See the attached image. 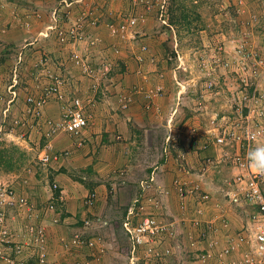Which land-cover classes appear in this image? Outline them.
I'll return each mask as SVG.
<instances>
[{
  "label": "rangeland",
  "instance_id": "rangeland-1",
  "mask_svg": "<svg viewBox=\"0 0 264 264\" xmlns=\"http://www.w3.org/2000/svg\"><path fill=\"white\" fill-rule=\"evenodd\" d=\"M130 19H137V27L151 23V29L144 31L147 35L136 32L142 35L138 38L133 32L135 27L123 37H115L111 27H118L122 21ZM85 22H89L88 30ZM51 26L54 28L48 31L47 28ZM100 26L102 32L96 34L95 30ZM72 29L76 30L75 34L84 35L86 41L99 38L100 42L96 46L84 45L78 34L76 38L70 35ZM60 30L65 37H60ZM197 33L198 40L195 37ZM176 36L184 38L181 43ZM147 37H151V40L142 41ZM237 43L264 52V0H0V151L5 152L0 161V186L14 188L16 194L27 198L35 210V216L29 218L22 209L0 206L5 209L6 217L4 224L0 225V264H12L8 260L18 264L21 258L30 264H72L75 261L129 264L128 240L123 224L130 210L133 211L131 217L134 225L146 216H153L166 225L176 224V230L182 236L175 244L174 239L167 242L170 246H180L171 257L156 262L141 253V259L136 264H183L184 261L202 264L199 257L194 256L192 260L191 256L208 250V245L201 238L204 223L218 222L221 227L224 225L221 215L228 221L226 212L235 210L230 212V208H233L228 206V202H217L215 217L210 221L203 220L204 213L213 209L203 211L201 195L205 189L212 194L216 188L219 191L228 189L226 184L215 185H220L224 178L233 184V177L243 171L231 161L219 158L216 152L218 148L214 145L215 136L212 135L218 128L217 114L231 112L235 107L237 98L232 93L235 94L238 88L237 78L224 71L214 79L209 77L200 70L197 52L204 46L211 49L224 45L232 50ZM83 50L87 51L88 57L82 55ZM75 53L84 59L88 71L74 63ZM147 67L157 70L153 72ZM263 76L264 68L260 69L258 79ZM55 77L63 80L64 86L68 87L64 104L81 99L86 117L93 116L92 120L97 113L114 115L130 107H136L139 115L151 113V116H160H157L159 122L154 127L151 123L155 131L152 147H149L151 141L144 133V123L138 126L137 137L132 142L134 145H129L135 151L132 170L126 165L116 167V160L113 159L116 152L124 155L115 147L123 140L118 138L119 130L111 131L107 138L95 132L92 134L94 137L90 136L89 139L87 129L78 136L62 131L47 135L49 128L45 126L46 122H62V103H58L54 97L48 100L42 111H36L41 114L40 118L35 117L34 106L27 99L31 95H44ZM221 78L224 80L220 83ZM153 79L155 84L159 83L156 85L157 91L160 89L159 94H153L150 90L152 86L146 88ZM211 81L216 83L215 95L206 88ZM14 82L17 83L13 88L17 92L15 99L10 93ZM227 83H231V91L224 93L219 88H227ZM120 85L132 86L125 88L126 92L119 96L115 87ZM182 86H187V90ZM179 91H183L179 98L182 110L174 113ZM261 91L264 95L263 87ZM136 92V99L142 97L144 100L139 107L133 101ZM146 92L160 100L158 107L155 99L145 97ZM142 98L138 100L142 102ZM125 103L127 109L123 108ZM50 104H54L56 111L60 112L56 118L45 117V110ZM170 112L175 114L176 121H167ZM214 113L217 117L213 120ZM108 124L113 130V121ZM194 129L196 131L192 132ZM204 145H208V148ZM47 146L50 148L51 163L42 167L38 156ZM86 148L96 151V161L89 165L90 159L85 163L78 160L77 166L87 164L88 167L87 171L77 173V179L82 183L89 182L86 180L88 178L95 183L86 184L90 192L77 198L75 210L79 216L76 217L68 212L67 194L61 193L63 190L59 182H53L60 186V190L53 193L55 198L45 189L48 190L53 184L50 176L67 173L70 167L68 161L83 156L77 150ZM84 156L88 158L92 154ZM185 160L189 162V167ZM200 163L199 168L197 165ZM166 164L168 166L164 167ZM176 167L184 175L181 173L172 181L171 172ZM204 170H208L209 181L206 173L202 175ZM84 172L88 173L86 179H83ZM90 172L95 173L90 175ZM166 172L171 177L165 179L167 183H161ZM177 179L190 185L189 191L199 183L200 190L190 192L188 198H183L176 188ZM96 183L98 186L106 185L104 196H107V200L103 204L99 200V193L94 191L98 187ZM92 194L97 196L96 203L88 206L87 201ZM208 194L211 202L212 196ZM49 206H53L50 211L47 210ZM238 206L247 210L248 205L242 200ZM84 212L86 214L83 215ZM71 216L75 220L74 225L66 223L67 217ZM240 217L236 218L242 221ZM231 223L228 221L230 229ZM32 225L42 226L47 232L43 250L35 243L34 236L26 231V227ZM68 226L77 228L65 231ZM179 226L183 231L181 228L179 230ZM51 229L55 235L50 232ZM61 230L65 232L61 233ZM239 233L253 235L254 232L248 226L226 235L223 237L225 240L218 236V247L221 248H215L213 252L220 254V249L226 247V238ZM76 235L84 241L93 239L97 242L96 248L90 250L86 245H67ZM19 250L21 252L18 253ZM42 253H45L44 263L40 262ZM238 254H243V250ZM57 255L58 260L55 261ZM235 259L238 258L235 256Z\"/></svg>",
  "mask_w": 264,
  "mask_h": 264
},
{
  "label": "built area",
  "instance_id": "built-area-1",
  "mask_svg": "<svg viewBox=\"0 0 264 264\" xmlns=\"http://www.w3.org/2000/svg\"><path fill=\"white\" fill-rule=\"evenodd\" d=\"M55 18V13L54 16ZM55 22L58 20L55 18ZM165 22V21H164ZM138 24L137 19H130L128 21H122L118 27L112 26V33L115 37L122 36L135 28ZM54 27H49L47 30H52ZM55 28L57 26L55 25ZM80 30V28H78ZM60 37H65V33L61 30L58 32ZM76 30L72 29L70 35L73 38L78 36L80 41H86L83 35L79 33L75 34ZM48 36V32L45 33ZM113 36V35H112ZM79 39V38H78ZM100 42L99 38H93L86 41L90 46H96ZM210 57L204 55L199 58V67L202 72H205L209 77L213 79L217 77L218 73L227 72L236 76L238 81V88L235 91L234 96L235 107L229 112V114L223 115L219 118L217 125V132H215L214 145L218 148V155L223 161H231L232 164L239 170L245 172L235 176L233 182V189L228 193V198L231 203L239 205L243 200L245 204L250 206H257L259 208L257 216H255V223L257 225V231L248 235L245 233H239L235 236L229 235L226 238V247L220 249V254H215L213 251L218 247L221 238L219 236L220 227L218 224L210 221L207 224L204 223V230L201 238L208 245V250L199 256V260L202 264L208 263L213 259H218L220 264H264V192L262 185L264 184V175L259 174L256 169L250 167L247 160V153L250 149L255 148L257 145H264V95L261 91L264 88V76L258 79L260 69L264 68V58L259 51L251 50L244 44L237 43L232 50H229L226 46H218L213 48ZM77 53L74 54V63L85 71L89 70L84 59ZM108 70V67H106ZM14 82L10 88V93L13 99L17 97V92L13 90L16 86ZM216 83L210 82L206 86L215 95ZM64 82L59 77H55L45 90L44 95L29 96L27 102L34 106L33 113L35 117H40L41 114L36 111H40L42 107L48 102V100L57 98L61 103L62 108V122L48 121L45 126L48 129L47 135H54L65 132L70 135H80L88 126L89 118L86 117L84 112V102L76 98L69 104H64L65 94H63ZM160 90V89H159ZM158 90V91H159ZM153 94H159L156 90H152ZM137 93V92H136ZM146 98L155 97L145 93ZM235 98V99H236ZM127 103L123 108L127 109ZM149 106V105H148ZM42 111V110H41ZM41 118V117H40ZM196 130H192L195 132ZM243 143V145H241ZM50 148L47 146L44 148L38 156L39 164L42 167H47L51 163ZM176 188L180 192V196L188 198L190 192L193 193L196 190H200V184L196 183V186L188 189V184L185 181H179L177 179ZM192 185V184H191ZM60 190V186L57 183H53L48 187V192L52 197L53 193ZM63 193V192H61ZM62 196V195H61ZM96 194H92L87 201L89 206L93 205L96 201ZM204 210L210 203V195L204 192L201 195ZM22 209L27 212V216L32 218L35 213L34 207L29 203V200L25 197L18 196L14 188L10 186H0V206L3 208ZM218 206V205H217ZM0 208V225L5 222V209ZM53 206H49L47 210H52ZM199 211L198 213H203ZM133 211L130 210L129 217L124 222V231L128 240V258L131 263L136 264L140 261V254L143 253L149 260L163 261L166 258L171 257L175 253V249L180 246H174L167 244L172 239H176L179 234L176 224L166 225L156 220L153 216L144 217L141 222L134 225L132 222ZM224 227H228V221L221 215ZM89 222H87V226ZM26 231L34 236L35 243L43 250L47 242L46 230L42 226H28ZM253 232V231H251ZM4 235L7 232H2ZM219 236V238H218ZM225 240V239H223ZM67 245L82 246L86 245L90 250H93L97 246V242L93 239H84L76 235L75 239ZM182 247V246H181ZM20 249V248H18ZM243 250V254H238ZM21 252L20 250L18 253ZM45 253H42L40 262L44 263ZM235 256L239 259H235ZM9 263L14 264L13 261L8 260ZM18 264H30L19 260ZM72 264H89L75 261Z\"/></svg>",
  "mask_w": 264,
  "mask_h": 264
},
{
  "label": "crops",
  "instance_id": "crops-1",
  "mask_svg": "<svg viewBox=\"0 0 264 264\" xmlns=\"http://www.w3.org/2000/svg\"><path fill=\"white\" fill-rule=\"evenodd\" d=\"M142 22V21H141ZM86 23V30H88L87 29V26H88V23L89 22H85ZM151 24V23H150ZM150 24L149 23H147V26H144V25H140L139 27H137L136 26V28L133 30V32H134V34L136 35L137 33H139V32H141V33H143L144 35H147V33H145L144 31L146 30V31H148L149 29H151V26H150ZM138 25V24H137ZM150 26V27H149ZM101 28H102V26H100V27H98V28H96V34H101L100 32H102V31H100L101 30ZM137 32V33H136ZM94 33V32H93ZM138 35V34H137ZM142 36V35H141ZM141 36L140 35H138L137 37L138 38H141ZM83 37H84V35H83ZM195 37H196V40H198L199 39V34L197 33L196 35H195ZM176 38H180L178 41H180V43H181V41L184 39V38H181V37H178V36H176ZM251 39V38H250ZM148 40H151V37H147V38H143L142 39V41H148ZM252 40V39H251ZM250 40V41H251ZM144 43V42H143ZM86 44V41H84V45ZM205 44H208V43H205ZM251 45H252V43H251ZM253 46V45H252ZM207 47V46H206ZM229 49V48H228ZM88 52H89V49H86ZM212 50H213V48H205V46L201 49V51L200 52H197L198 53V55H199V57H203L204 55H206V57H210L211 56V54H212ZM87 51H82L81 53H82V55H85V56H87L88 57V53H87ZM176 52H178V51H176ZM181 52H183V50L181 51ZM260 52V51H259ZM260 53H262V55L264 56V52L263 51H261ZM88 54V55H87ZM79 55V54H78ZM198 60H199V58H198ZM198 64H199V61H198ZM147 69H150V71H153V72H155L157 69L156 68H154V67H152V68H150V67H147ZM146 69V70H147ZM145 70V71H146ZM144 71V73H146ZM151 77H153V75H151ZM226 78V77H225ZM222 80H224V79H220V83H221V81ZM155 82V80L153 79L152 81H150L148 84H147V87L146 88H149V87H151L152 86V88H150V90L152 89V90H155L158 86H156V85H158L159 83H154ZM158 82V81H157ZM134 85V84H133ZM227 85V88H223L222 86H220V88L219 89H222V92H226V91H231L230 90V86H231V83H227L226 84ZM132 85H130V86H122V85H120V86H116L115 87V89L119 92V96L122 94V93H124V92H126V89L125 88H128V87H131ZM156 86V87H155ZM185 90H187V86H182ZM62 91H63V93H66V92H69L68 91V87L65 85L64 87H63V89H62ZM138 93V92H137ZM137 93H134V100L133 101H135V105L137 104V106L139 107L140 105L142 106V104L144 103V100H143V98L142 97H137V99H136V94ZM182 93H183V91H179L178 93H177V99H178V102H177V108H176V106L174 107V109H175V111H174V113L176 112H178L179 110L181 111L182 109H181V102H179V98L182 96ZM232 96L234 97V94L232 93ZM142 98V102H140L138 99H141ZM137 101H136V100ZM155 99V98H154ZM156 100V99H155ZM182 100H184V98H182ZM58 103H60L58 100H56ZM160 101V100H159ZM158 100H156V107H158V105H160V104H158V102H159ZM161 102H162V100H161ZM61 104V103H60ZM51 105V104H50ZM161 105H162V103H161ZM155 107V106H154ZM135 108L136 107H130V109L129 110H123V111H121L120 110V113H117V114H112V113H109V114H106V113H97V114H95V118H94V120H92V118H93V116H91L90 117V121H89V126H88V128H86L87 129V132H89L90 134H89V137H87V138H89L90 139V136H92V137H94L92 134L93 133H102V136L103 137H106L107 138V135L109 134V133H111V131H118L119 130V134H120V137H118L119 139H123L122 140V144H117V145H115V147L118 149V151L119 152H121V153H124V155H122L121 156V154L120 153H117L116 152V157H114L113 156V159H115L116 160V167H124L125 165H126V167L127 168H129L130 170H132L134 167H133V163H134V160H133V153H135V151H134V149H131L130 148V146L129 145H134L132 142H134L135 141V137H137V134H138V126L140 125V124H142V123H144V125H145V130H144V133H146V138H147V140H149V141H151V145L149 144V147H152V145L154 144V141H152L153 139H154V135H155V131L153 130V127L155 126V124L157 123V122H159V120L157 119V116H158V118H160V116L159 115H155V116H151V113H148V115H139L138 113H137V110H135ZM141 108V107H140ZM58 109V108H57ZM59 111V110H58ZM58 111H56V107L54 106V104L53 105H51V106H49L46 110H45V117H47V118H56V114L58 113V114H60V112H58ZM125 111V112H124ZM85 112V114H86V111H84ZM225 114H229V112H227V111H225ZM223 112H220L219 114H217V116H219V118H221L223 115H225ZM175 114H173L172 112H170L169 113V116H168V120L167 121H169V120H172V121H176V119L177 118H175V116H174ZM177 115H180V114H177ZM216 115V113H214L213 114V120L217 117V116H215ZM145 116V117H144ZM179 117V116H178ZM219 118H217V125H218V120H219ZM93 121V123H91ZM113 121V130H110V128H109V124H108V122H112ZM137 121H139V123H137ZM151 123H152V125H153V127L151 126ZM189 124V123H188ZM102 125V126H101ZM103 125H104V127H103ZM94 126V127H93ZM215 132H217L216 130H214V132H212V135L213 136H215ZM148 134H150V135H148ZM104 139V138H103ZM124 141H126V142H124ZM124 143V144H123ZM202 145H203V143H202ZM204 146H206L207 148H208V145H204ZM203 146V147H204ZM207 148H205V149H207ZM99 149V148H98ZM105 149V148H104ZM136 149H138V147L136 146ZM76 152V151H75ZM77 152L79 153V154H82L83 153V156H81L82 157V159H80V156H78V158H75V157H73L72 158V160H69L68 161V164H70V167H69V170L67 171V173H60V174H57V175H55L54 177L52 176H50V180H51V182L53 183V182H55V181H57V182H59V184H61V187H62V190H63V193L64 194H67V203H66V206H67V208H68V212L70 213V214H72L73 216H76V217H78L79 216V214L77 215V211L75 210V208H76V205H77V198L78 197H80V194H82L83 196H87L88 195V193L90 192L89 191V189L87 188V187H85L86 186V184H88V185H90V184H92V183H95V182H93V180H92V182H90L91 180L90 179H86V177H87V175L86 174H88V173H85L84 172V178L83 179H86L87 181H89V182H82V183H80L79 181H78V179H77V173H82V171H87L86 170V167H88L87 166V164L86 165H82V166H77L76 164L78 163V160L80 161V162H83V163H85V162H87V159L89 160L90 159V163H89V165H92V163H94L95 161H96V158L94 157V155H95V153H96V151L95 150H91V149H89V148H86L85 150H83V151H79V150H77ZM206 152H208V151H206ZM217 152V154H218V150L216 151ZM84 154H87V157H88V155L89 154H92V156H90V157H88V158H85V156H84ZM106 158H107V156H106ZM200 158H201V156H200ZM186 162L185 163H187V165H188V161L187 160H185ZM168 164V163H167ZM164 165V167H167L168 165ZM169 164H171V162H169ZM201 163H200V165H197V167L199 166V168L201 167ZM178 166V165H177ZM109 167V166H108ZM188 167H189V165H188ZM178 167H176V168H173V171L171 172L172 173V181L174 180V178L176 177V176H181L180 174L182 173V175H184V173L183 172H181V171H179L178 169H177ZM101 169V168H100ZM232 169H234L235 170V168H233V166H232ZM101 170H103V169H101ZM181 170V169H180ZM168 171V170H167ZM207 171L208 170H204L203 172H204V174H202V175H205V173L207 174V176L205 175V177H206V179L208 180L210 177L208 176V173H207ZM223 171V170H222ZM120 172V171H119ZM93 173H95V172H90V175L91 174H93ZM213 173L215 174V171L213 170ZM240 173V172H239ZM242 173H245V172H242ZM219 174V173H218ZM228 174H230V172H228ZM165 178L163 179L164 181L163 182H161V183H164V182H166L165 181V179L167 180H169V177H171V175H169V172H166V174H165ZM201 176V175H200ZM200 176H198V177H200ZM94 177H98V176H95L94 175ZM185 177H187V176H185ZM198 177H193L192 179H197ZM203 177V176H202ZM234 179H235V177H233V182H234ZM49 180V181H50ZM209 181V180H208ZM168 182V181H167ZM166 182V183H167ZM217 183V182H216ZM97 184V183H96ZM205 184V183H204ZM222 184V185H221ZM221 184L219 185L218 183L215 185V186H217V187H219V186H223V185H227L228 187V189H222L221 191H219V189L218 188H216V190L214 189V190H212L213 191V194H212V192H208V190L207 189H205V192L207 193H210L211 194V196H212V201L209 203V207H206V209H205V212L209 209V208H212L213 210H210V211H207L206 213H204V215L205 216H203V220H211V219H213L214 217H215V215L217 214L215 211H214V209H215V205L216 204H219V203H217V202H222V201H225V202H228V206H230V207H232L233 209H231L230 208V212H231V210H235V211H232L231 213H229V212H226L227 214H225V217L228 219V221L230 222H232L231 224V227H232V229H230L229 227H227V228H225L224 226H221L219 229H220V232H219V236L223 239V237H225L226 235H228V234H230V233H233V232H236L237 230L239 231L240 229H244V228H246V227H248L249 226V228H251V231H253V232H256L257 231V225H256V223H255V216H257V214H258V210H259V208L257 207V206H250V205H248V206H246L247 207V210H248V213H247V210H244V209H241L242 207H240V206H231V204L229 203V199H228V193H230L231 192V190L233 189V187H234V185L232 184V182H227L226 180H225V178L224 179H222L221 180ZM206 185H207V183H206ZM97 186H98V184H97ZM262 189H263V192H264V184L262 185ZM45 191L47 192L48 190H47V188L45 189ZM94 191H96L97 193H99V195H100V202H101V204H103V203H105L106 202V200H107V196L105 197L104 196V193H105V191H106V185H102V184H100L96 189H94ZM215 193H218V194H215ZM48 196L47 197H50L49 196V194H47ZM105 200V201H104ZM96 203V202H95ZM233 205V204H232ZM240 205H242V204H240ZM227 205H226V207H228ZM191 207H192V204H191ZM240 207V208H239ZM235 208V209H234ZM88 211H90V210H88ZM223 211V210H222ZM228 211V210H227ZM225 212V211H224ZM84 214H86V212H84L83 213V215ZM82 216V215H81ZM237 216H241L240 218V220H242V221H239L238 220V218H236ZM236 218V219H235ZM230 219V220H229ZM85 221V220H84ZM74 222H75V220H74V218L71 216V217H67V219H66V223H68V224H72V225H74ZM217 224H218V222H217ZM73 228H77V226H75V227H70V226H68V227H66L65 228V231L66 230H72ZM179 228V230H180V228L182 229V231H183V228L181 227V226H179L178 227ZM233 230H235V231H233ZM65 231H63V230H61V233H64ZM232 231V232H231ZM50 232H53L52 231V229H51V231ZM180 232V231H179ZM54 233V232H53ZM67 233V232H66ZM54 235H55V233H54ZM198 237V236H197ZM180 238H182V236H178L175 240H172L173 242H174V244L175 243H177L178 241H180ZM176 241V242H175ZM204 247V246H203ZM203 247L201 248V249H203ZM199 249V248H198ZM197 249V250H198ZM196 250V251H197ZM198 251H200V249L198 250ZM53 254H54V252H53ZM200 255H202V252H200L199 254H194L193 256H191L192 257V260H194V256H197V257H199ZM58 256L59 255H57V256H55V261H57L58 259ZM57 257V258H56ZM184 261V260H183ZM199 263H200V261H199ZM183 264H197L196 262H194V261H184L183 262ZM208 264H220V262L218 261V259H213V260H211L210 262H208Z\"/></svg>",
  "mask_w": 264,
  "mask_h": 264
},
{
  "label": "clouds",
  "instance_id": "clouds-1",
  "mask_svg": "<svg viewBox=\"0 0 264 264\" xmlns=\"http://www.w3.org/2000/svg\"><path fill=\"white\" fill-rule=\"evenodd\" d=\"M247 160L249 162L250 167L256 169L259 174L264 175V145H257L255 148L250 149L247 153Z\"/></svg>",
  "mask_w": 264,
  "mask_h": 264
},
{
  "label": "trees",
  "instance_id": "trees-1",
  "mask_svg": "<svg viewBox=\"0 0 264 264\" xmlns=\"http://www.w3.org/2000/svg\"><path fill=\"white\" fill-rule=\"evenodd\" d=\"M4 153H5V152H1V151H0V161L3 160V158H4ZM262 190H263V189H262Z\"/></svg>",
  "mask_w": 264,
  "mask_h": 264
}]
</instances>
